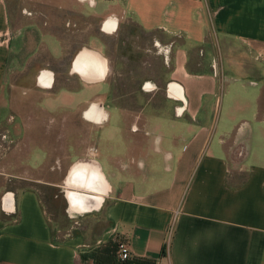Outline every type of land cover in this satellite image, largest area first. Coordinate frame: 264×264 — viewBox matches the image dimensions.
Segmentation results:
<instances>
[{"label":"crops","instance_id":"0c3cea01","mask_svg":"<svg viewBox=\"0 0 264 264\" xmlns=\"http://www.w3.org/2000/svg\"><path fill=\"white\" fill-rule=\"evenodd\" d=\"M54 1L85 19L80 37L68 22L48 28L0 0V264H91L81 254L87 238L110 237L157 264H264V0ZM131 23L149 33L163 69L139 85L153 99L140 105L116 101L107 50ZM92 102L99 120L85 116ZM35 113L47 131L53 122L95 131L87 152H64L65 171L48 183L63 187L70 212V192L100 199L86 207H104L100 232L52 222L37 183L47 150L32 132ZM245 115L252 123L239 122ZM81 165L101 188L68 180Z\"/></svg>","mask_w":264,"mask_h":264},{"label":"rangeland","instance_id":"374dc122","mask_svg":"<svg viewBox=\"0 0 264 264\" xmlns=\"http://www.w3.org/2000/svg\"><path fill=\"white\" fill-rule=\"evenodd\" d=\"M10 9L14 12H20L25 15V17L34 16L40 20L41 24L48 28H58L62 29V25L65 26L66 22L70 23L69 27L73 28L74 31H77L79 37L81 35V27H86L85 19L76 15L71 10L62 7V3L54 0H7ZM74 20L75 23L72 21ZM77 26V28H76ZM75 27V28H74ZM69 29H65L63 32H68ZM70 32V31H69ZM76 34V32H73ZM83 35V34H82ZM149 40V33L140 29L134 23H131L128 31L120 36L111 38L108 41V52L110 54V62L113 73V84L116 90V101H124V97L127 101L133 102L134 105H140L141 102L144 103L149 99L148 95H143L140 97V88L139 85L145 84L143 79L145 76L153 75L154 73L162 74L163 69L160 63V58L158 57L157 49L155 51L152 49H147ZM231 70H237L238 68L234 65L230 67ZM147 83V82H146ZM145 87V86H144ZM29 104V103H27ZM34 106H36V101H33ZM34 112H37V109L34 108ZM44 114L35 113L34 115V124L37 125V130L32 131L36 133L38 143L46 144L44 148L47 150V156H45L46 161L37 164V174L41 176L38 178V185L43 189L42 196L44 204L46 205V210L48 211L52 222L56 224L57 227L61 229H69L71 233H81L83 236H86L85 233H97L100 232L107 225V219L104 215L102 205L93 209L92 211L85 212L83 214L71 213L67 211V203L63 197L62 186H54L49 180L58 182L65 171L67 166L66 153L65 151L69 150L70 154L72 149L76 148L78 152H87L88 145L93 141L95 137V131L88 125L84 126V130H62L60 129L61 124L59 122H53V127L46 130L47 125L44 123ZM243 119L248 123H252V117L250 115L241 116L239 122ZM50 127V124H48ZM48 128V127H47ZM48 137L45 140V137ZM68 137V142L73 138H80L81 145L80 147L72 146H63L60 145L61 137ZM104 141L100 142L98 145V151L100 155L98 158L105 160V143ZM6 148V149H5ZM40 147L35 146L34 150L39 151ZM6 151H10V147H4ZM2 146H0V153H3ZM12 150V149H11ZM65 155V156H64ZM63 157L62 168L59 170H50L51 166L55 159ZM85 155L80 154L79 158H84ZM43 158V157H42ZM106 161V160H105ZM104 161V162H105ZM55 164V163H54ZM49 169L51 172L45 173L42 168ZM11 167L12 172L18 170ZM47 174V177L44 175ZM5 180L0 174V181ZM88 246H83V250H86L91 245H94V238H87Z\"/></svg>","mask_w":264,"mask_h":264},{"label":"trees","instance_id":"16d2710c","mask_svg":"<svg viewBox=\"0 0 264 264\" xmlns=\"http://www.w3.org/2000/svg\"><path fill=\"white\" fill-rule=\"evenodd\" d=\"M117 243L116 237H110L104 242L91 245L81 254L89 258L92 261L91 264H157L156 258L132 254L125 259H120L116 252Z\"/></svg>","mask_w":264,"mask_h":264},{"label":"bare ground","instance_id":"6f19581e","mask_svg":"<svg viewBox=\"0 0 264 264\" xmlns=\"http://www.w3.org/2000/svg\"><path fill=\"white\" fill-rule=\"evenodd\" d=\"M68 180L72 184L82 187L101 188L97 173L87 166L81 165L74 168ZM70 201L74 207L80 208L96 206L100 199L86 194L70 192Z\"/></svg>","mask_w":264,"mask_h":264},{"label":"clouds","instance_id":"9594fccd","mask_svg":"<svg viewBox=\"0 0 264 264\" xmlns=\"http://www.w3.org/2000/svg\"><path fill=\"white\" fill-rule=\"evenodd\" d=\"M85 2H87V4L90 7L95 5V0H81V3H85ZM73 69L75 70V62L73 65ZM100 71H101V77H100L101 79L107 78V76L110 74L109 61L106 57L102 58L101 60ZM87 211H90V209L86 207H80V208L75 209V212L80 213V214H82L83 212H87Z\"/></svg>","mask_w":264,"mask_h":264},{"label":"flooded vegetation","instance_id":"af4514ba","mask_svg":"<svg viewBox=\"0 0 264 264\" xmlns=\"http://www.w3.org/2000/svg\"><path fill=\"white\" fill-rule=\"evenodd\" d=\"M99 108L100 106L97 105L96 102H92L91 105L86 109L85 116L91 120H99L100 115L97 113ZM73 208L76 209L74 206H72L71 213H77Z\"/></svg>","mask_w":264,"mask_h":264},{"label":"built area","instance_id":"2783aa9c","mask_svg":"<svg viewBox=\"0 0 264 264\" xmlns=\"http://www.w3.org/2000/svg\"><path fill=\"white\" fill-rule=\"evenodd\" d=\"M116 252L120 259H125L131 255L130 248L127 242L124 240H120V239L118 240V243H117Z\"/></svg>","mask_w":264,"mask_h":264}]
</instances>
